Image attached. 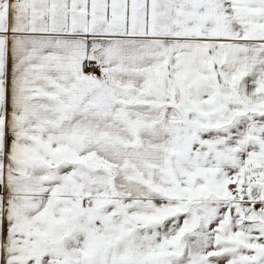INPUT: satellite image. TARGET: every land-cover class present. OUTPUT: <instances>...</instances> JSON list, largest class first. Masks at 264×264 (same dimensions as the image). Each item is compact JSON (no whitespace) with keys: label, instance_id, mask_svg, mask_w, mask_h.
<instances>
[{"label":"snow or ice","instance_id":"1","mask_svg":"<svg viewBox=\"0 0 264 264\" xmlns=\"http://www.w3.org/2000/svg\"><path fill=\"white\" fill-rule=\"evenodd\" d=\"M0 264H264V0H0Z\"/></svg>","mask_w":264,"mask_h":264}]
</instances>
